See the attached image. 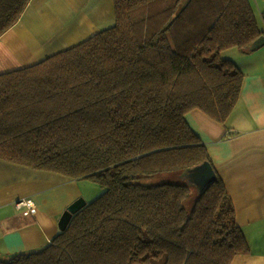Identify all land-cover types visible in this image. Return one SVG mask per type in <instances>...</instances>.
Segmentation results:
<instances>
[{
  "label": "trees",
  "instance_id": "16d2710c",
  "mask_svg": "<svg viewBox=\"0 0 264 264\" xmlns=\"http://www.w3.org/2000/svg\"><path fill=\"white\" fill-rule=\"evenodd\" d=\"M29 1L0 0V36ZM110 1L112 26L0 74V160L101 190L0 264H231L248 246L185 117L224 125L244 78L221 55L264 35V14L261 29L249 0Z\"/></svg>",
  "mask_w": 264,
  "mask_h": 264
},
{
  "label": "crops",
  "instance_id": "0c3cea01",
  "mask_svg": "<svg viewBox=\"0 0 264 264\" xmlns=\"http://www.w3.org/2000/svg\"><path fill=\"white\" fill-rule=\"evenodd\" d=\"M249 2L263 26L264 1ZM113 23L110 0H30L19 20L0 36V74L40 63ZM223 55L244 78L225 125L199 111L185 119L207 150L248 246V253L231 264H264V43ZM79 197L78 181L0 160V259L46 246L59 232L61 213ZM21 200H30L34 212L17 209Z\"/></svg>",
  "mask_w": 264,
  "mask_h": 264
},
{
  "label": "water",
  "instance_id": "95a60500",
  "mask_svg": "<svg viewBox=\"0 0 264 264\" xmlns=\"http://www.w3.org/2000/svg\"><path fill=\"white\" fill-rule=\"evenodd\" d=\"M188 1V0H183ZM264 43V35H261L258 39H256L252 45L249 47L248 51L255 50L259 46H261ZM211 172V170H209ZM86 205V201L79 197L73 202H71L65 210L61 213L60 218L58 219L57 226L59 231H63L68 223L70 222L72 216L76 214L79 210H81Z\"/></svg>",
  "mask_w": 264,
  "mask_h": 264
},
{
  "label": "rangeland",
  "instance_id": "374dc122",
  "mask_svg": "<svg viewBox=\"0 0 264 264\" xmlns=\"http://www.w3.org/2000/svg\"><path fill=\"white\" fill-rule=\"evenodd\" d=\"M111 24H112V22H111ZM258 24H259L260 28H263L259 18H258ZM221 58L227 59V56L221 55ZM224 125H225V123H224ZM79 187L81 188L82 196L84 197V198L83 197L82 198L86 201V203H87V201L88 202L92 201L97 196H99L101 193V190L99 189V187L96 184H94L88 180L79 181ZM22 207H24V206H22ZM22 207H20V208H22ZM0 257H1V255H0Z\"/></svg>",
  "mask_w": 264,
  "mask_h": 264
},
{
  "label": "built area",
  "instance_id": "2783aa9c",
  "mask_svg": "<svg viewBox=\"0 0 264 264\" xmlns=\"http://www.w3.org/2000/svg\"><path fill=\"white\" fill-rule=\"evenodd\" d=\"M24 206V208H26L30 213L31 212H34V207L33 205L31 204V201L30 200H22L20 202H17L15 204V207L17 209H20V207ZM23 208V207H22Z\"/></svg>",
  "mask_w": 264,
  "mask_h": 264
},
{
  "label": "bare ground",
  "instance_id": "6f19581e",
  "mask_svg": "<svg viewBox=\"0 0 264 264\" xmlns=\"http://www.w3.org/2000/svg\"><path fill=\"white\" fill-rule=\"evenodd\" d=\"M22 201V200H21ZM18 202H20V201H18Z\"/></svg>",
  "mask_w": 264,
  "mask_h": 264
}]
</instances>
